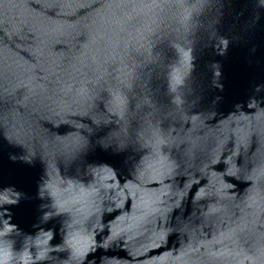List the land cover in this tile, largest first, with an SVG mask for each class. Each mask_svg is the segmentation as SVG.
<instances>
[{
  "label": "clouds",
  "instance_id": "1",
  "mask_svg": "<svg viewBox=\"0 0 264 264\" xmlns=\"http://www.w3.org/2000/svg\"><path fill=\"white\" fill-rule=\"evenodd\" d=\"M37 3L39 11L28 5L5 4L4 9H23V14L9 21L12 30L19 32L27 26L35 35L40 62L30 72L39 67L44 75L29 76L22 84L30 93L25 100L46 101L44 114L35 107L31 112L48 127H40L39 120L20 118L11 122V134L4 136L10 144L24 149L22 154L9 155L13 162L31 165L39 157L46 163L35 196L42 201L38 205L41 215L31 224V230L22 228L15 221L13 206L32 197L15 185L0 187V264H84L90 252L97 247L108 248L122 235L128 241L147 236L136 252L144 255L166 245L175 231L188 237L176 254L169 250L143 264H264V149L257 143V159L245 162L243 158L252 147L253 137L257 142L264 137V82L254 84L252 94L236 100L228 114L207 131L196 124L205 116L216 119V106L223 96H213L207 101L211 107L205 108L203 93L196 94L194 89L185 92L195 69L193 37L202 28H212V36H217L215 26L224 16L223 3L110 0L83 24L60 19L72 15L80 0ZM255 7V18L259 20L264 0H256ZM49 9L56 12L57 18L46 15ZM243 14L242 10L237 12V16ZM165 43L177 53L176 61L168 66L167 91L171 105L187 115V120H182L185 128L177 127L175 122L165 126L169 117L156 116L153 111L138 117L137 110L142 106L136 103L132 107L130 93L141 79V72L158 62L161 52L157 49ZM57 44H65L67 52L53 58L51 50ZM228 44V38L219 36L215 45L218 54L223 55ZM3 51L7 68V49ZM212 68V87L223 92L219 62H214ZM37 79L39 83L33 84ZM143 86L147 87V82ZM147 101L149 108L156 106L150 97ZM22 106L27 108V104ZM93 125L108 128L98 141L103 149L123 153L131 148L139 153L131 179L122 182L118 169L108 162L89 163L80 176L65 175L61 170L57 151L86 152L92 143ZM62 126L70 130L62 134ZM200 142L209 146L208 158L194 171H188L189 165L181 172L182 165L174 153ZM29 143L58 147L46 161L28 148ZM221 162L225 167L218 169ZM180 175L186 177L182 187L173 183ZM194 185L198 188L192 201L200 204L199 215L204 222L188 221L177 229L170 223L171 213L182 207ZM129 200L131 214L124 212L110 221L109 235L98 242V232L106 227L105 212L124 209ZM55 217H66L59 229V243H53L57 229L44 226ZM213 218L220 223L209 236L204 229L215 222ZM65 252L66 257L58 256ZM104 264L126 262L106 259Z\"/></svg>",
  "mask_w": 264,
  "mask_h": 264
},
{
  "label": "water",
  "instance_id": "2",
  "mask_svg": "<svg viewBox=\"0 0 264 264\" xmlns=\"http://www.w3.org/2000/svg\"><path fill=\"white\" fill-rule=\"evenodd\" d=\"M110 0H80L78 7L74 8L73 14L61 17L68 22H78L80 24L87 23L103 5ZM223 3L224 16L219 25L215 28L217 36H212V28H202L196 36L193 37V55L195 56V69L193 70L189 80L188 87L185 92L195 90L196 94L203 93L206 97L205 108H210L211 105L207 101L215 95L223 96V100L217 105L218 114L216 119H208L207 116L202 117L198 121L196 127L207 131L214 128L218 124L219 118L222 115H227L232 108V104L236 100L247 99L252 94L254 84L264 82V9H260L261 18L256 20L255 13L257 11L255 5L256 0H219ZM5 4L13 6L28 5L31 9L40 10V5L37 0H0V187L15 185V187L26 193L31 199H24L18 206H13L15 213V221L20 224L25 230H31V224L37 221L41 215L38 205L42 202L35 198L37 191V182L43 175L46 163L39 157L36 158L33 164L9 159L10 154H22L24 149L22 146L10 144L4 134H11L9 125L14 120L24 118L30 119L32 122L39 120V125L42 128H47L48 125L40 120L38 115L31 112L32 108H37L40 114H44L46 101L43 99L35 100L28 99L30 93L22 82L29 76L37 78L44 75L40 68L37 67L35 72H30L32 66L37 65L40 61L36 53L35 35L24 26L21 31L12 30L10 20L17 18L18 14H23V9L12 7L7 12L4 9ZM243 11L242 16H237V12ZM49 18H57L56 12L49 9L46 12ZM5 16L9 19L5 20ZM11 32V35H9ZM224 36L228 38L229 44L226 52L223 55L218 54V49L215 45L218 43V37ZM83 37H81L82 39ZM222 47V45H221ZM7 49L8 64L10 67H5L4 51ZM157 51L161 52L158 62L151 63L146 70L141 72V79L136 82V86L130 93L132 96V107L135 108L136 103L142 107L137 110V116H143L148 111L155 112L156 116L163 117L167 115L169 118L165 120V126L168 123H176L179 128H185L187 125L182 120H187V115L182 114L180 110L171 105V97L167 91V73L168 66L174 63L177 59V53L166 43L160 45ZM67 52L65 44H57L51 50L53 58H59ZM219 62L222 75L219 80L224 84L223 92L212 87L213 72L212 64ZM144 82H147V87H144ZM39 83V80H33V84ZM147 97H150L156 105L153 109L146 104ZM27 104V108L22 106ZM136 115V113H133ZM207 121L204 123V121ZM137 126V121H133V127ZM91 134L92 143L86 152H71L70 149H60L57 151V162L65 175L80 176L86 169L89 163L108 162L113 164L118 173L124 179H131L132 173L135 171V164L139 159V153L134 152L131 148L123 153L113 152L111 148L103 149L98 143L99 138L104 136L108 128H96L93 125ZM70 130L68 126H62L59 131L63 134ZM88 135L87 131L84 133ZM202 134V132L197 133ZM257 143L261 149H264V137H253L252 147L244 154L245 162L257 159L254 155ZM58 146L41 147L39 144H28L30 150L34 149L44 159L49 160L52 152ZM208 145L200 142L197 145H187L181 147L174 154L180 161L182 168L181 172L187 166L188 171H194L198 168L202 161L208 158ZM218 169H223L225 165L221 162L216 166ZM199 175V173L197 172ZM88 179L89 177H82ZM186 177L180 175L173 182L181 187L185 182ZM206 179L202 181L205 183ZM158 185H153L157 187ZM198 185H194L189 197L185 199L181 208H177L171 213L170 223L179 229L183 223L192 222L193 224H201L204 218L199 215L200 204H194L192 196H194ZM47 203L48 201H43ZM205 203L206 202H200ZM132 212V201L129 200L124 209H116L108 213L105 212L103 222L106 227L102 232H98L97 241L102 242L109 235L110 221L122 213ZM195 213V214H193ZM66 217H55L45 227H55L57 229L56 240L53 243L61 241L60 226ZM214 223H209L205 226V232L209 236L216 228V224L220 221L213 218ZM223 226V224H221ZM126 235V234H125ZM188 237L179 231H175L169 235L166 245L155 248L144 255H136L140 246L145 243L147 236L137 237L131 241L125 239V236L113 240L108 248L97 247L96 251L90 252L84 261V264H104V261L115 259L117 261L126 262V264H143L145 260L159 257L164 252L171 250L176 254L182 243L186 242ZM60 258L67 256V253H59ZM157 264L164 262L157 261Z\"/></svg>",
  "mask_w": 264,
  "mask_h": 264
}]
</instances>
